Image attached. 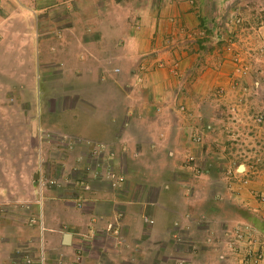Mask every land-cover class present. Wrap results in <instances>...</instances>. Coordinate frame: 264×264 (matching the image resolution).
Returning a JSON list of instances; mask_svg holds the SVG:
<instances>
[{
    "label": "crops",
    "instance_id": "1",
    "mask_svg": "<svg viewBox=\"0 0 264 264\" xmlns=\"http://www.w3.org/2000/svg\"><path fill=\"white\" fill-rule=\"evenodd\" d=\"M205 1L0 0V109L7 113L0 115V126L17 128L18 136L29 127L34 139L43 129L102 144L91 146L95 161L87 163L82 155L90 147L79 145L60 167L64 183L70 176L79 195L69 188L47 189L42 206L30 205L37 214L28 227L11 228L0 216V264H74L79 250H67L63 234H71L73 245L76 238L89 240L93 225L103 231L116 221L132 240L130 250H104L93 255L94 261L83 254L82 261L129 264L145 252L144 264H154L156 257L160 264H169L171 257L185 264H264V257L253 260L256 250L243 259L230 242L239 222L256 220L264 232V205L254 200L251 186L228 187L226 165L219 167L232 155L231 134L224 126L236 123L246 129L232 121L236 115L246 118L249 111L246 104L230 103L241 89L233 85L238 70L230 55H217L214 69L183 79L200 54L179 49L187 46L182 42L189 40V31L196 34L205 21L196 17L208 11L201 8ZM215 7L210 13L217 12ZM140 63L142 82L137 79ZM173 63L178 64L176 76L167 69ZM201 134L204 142L195 140ZM103 154L129 177L128 199L95 180L105 178L97 158ZM74 175L82 176L81 184V176ZM90 179L92 187L86 190ZM212 183L220 184L215 191ZM250 184L262 187L264 174ZM118 207L124 209L123 218L113 211ZM142 215L153 223L145 225ZM142 231L146 244L155 239L159 250H138ZM41 233L46 250H22L28 236L34 243ZM24 253L32 261H24Z\"/></svg>",
    "mask_w": 264,
    "mask_h": 264
},
{
    "label": "rangeland",
    "instance_id": "2",
    "mask_svg": "<svg viewBox=\"0 0 264 264\" xmlns=\"http://www.w3.org/2000/svg\"><path fill=\"white\" fill-rule=\"evenodd\" d=\"M214 6H216L217 12L212 14L210 12ZM201 8L203 10L208 9V11L196 17L201 22V18L205 19V21L199 26V29H196V34L193 31H189V40L187 39L185 42H182V44H186L187 46L179 49L180 53L181 51H188L190 53L195 51L200 54L193 66L187 70L183 79L191 81L200 71L204 72L208 71V69H214L217 55L222 57L223 55L231 56V60L234 63L233 68L234 70H238V75H236V79L233 81L238 84L233 85L239 86L241 89L240 93L236 94L235 100L230 103L237 104L238 106L246 104L249 111L246 118L236 115L235 119H232V121L238 122L246 129L236 123L234 127L229 129H226L224 126V131L231 134L228 142L232 145L230 152L234 156L230 155L227 163L223 159L219 167L222 168V166L226 165L225 171L229 179L228 187L233 183L235 186H239L238 188L242 185L249 189V186H251L249 190L254 200L264 205V185L256 188L250 184L251 180L258 176V174H264V0H207L202 4ZM174 44L171 45L172 48L178 45ZM194 44L198 46L200 52L197 51L196 46H193ZM143 69H145L144 64L140 63L137 71L139 82H142L143 79L141 73ZM167 69L173 76L179 73L178 64L173 63V65H168ZM241 76V83L240 81L237 82V78L239 79ZM213 101L218 102L217 100ZM180 109L184 110L185 108L184 106H180ZM230 111L235 114L238 112V107L231 105ZM0 115L2 117L3 115L7 116V113L0 109ZM221 115L223 119H226L225 113L221 112ZM2 117L0 116V120ZM213 117H215V114ZM39 134H41V137L34 139L30 128L27 127L25 136L23 133L18 136L17 128L0 126V216L6 218V222L11 228L17 224L28 227L29 223L36 222L35 214L37 213L33 212V206L30 205L34 202L42 206L41 197L45 192L47 193V189H55V187L59 189L69 188L70 192L71 189H74L78 194L80 189L72 183L70 176L67 175L69 182L64 183L63 178L65 176L60 173V167L65 168V161L68 156L79 145L90 147L88 148L89 154L86 151V155H82V157L85 156L87 163L92 162V160L95 161L96 151L91 146L102 145L94 144V142L86 141L83 138L71 137L58 131L50 132L42 129ZM201 135L198 138L196 137L195 140L204 142L205 137ZM218 148L221 152H228L227 148ZM97 158L104 165L99 167V169L105 174V178L95 180L105 182V188L106 186L109 188L111 186V191L114 193L124 196L127 193L129 194V177L125 174L123 168L119 169V171L116 170L112 163L113 159L105 154L103 156L97 155ZM190 160L192 161V158ZM106 165L107 169L105 168ZM239 165H243L245 170L240 171L238 169ZM85 170L88 172L89 168H85ZM74 176V179H76V177L81 175ZM77 179L79 184H81L82 176ZM244 179L247 180L246 183L242 181ZM85 181L87 182V184H84L85 189L90 190L93 183L92 180ZM218 185L217 183H212L213 191L218 188ZM233 192L235 191L233 190ZM138 193L143 194V191H139ZM217 196L220 197L221 192H217L215 197ZM128 197L125 196L123 198L128 199ZM83 198L84 196L81 194V200H78L79 203L82 202ZM122 207L113 208V211H117V218H123L124 216V209ZM41 208L38 207V212ZM98 210H100V207ZM256 210L253 211L255 216ZM262 211V216H264V209ZM142 216V221L145 225L153 223V219L150 216ZM37 217L40 221L41 213ZM93 218L95 217L93 216ZM90 220L94 222L92 217ZM254 221L255 223L252 221L239 222L233 228V234L228 232L232 234L230 239L232 243L231 250H236L238 254H243V259L252 257L254 250H256L257 254L258 252L261 253V257L258 259L264 257V232L257 227L256 220ZM116 222L117 224H107L103 231L97 230L95 225H93V235L89 240L86 238H76L73 245L72 242L71 244H64L67 245V250H79L77 253L79 256H77L74 264H88V261H82V258H79L83 257V254L86 259L90 258L89 261H94L93 255H101L104 250H130L133 244L129 242L132 240L125 238V233L121 231L118 221ZM38 226L41 230L44 229L42 221L38 222ZM113 227L114 232L112 231ZM60 229L61 231H65L64 225ZM142 233L144 232L142 231L138 237L140 240L137 242V246L141 247L138 250H159L155 247L157 245H154L155 239L154 243L146 244L147 238ZM35 239L36 241L31 243L28 236L25 239L24 249L22 250H32V248L34 250L47 249V247L46 249L44 248L45 239L43 233L37 235ZM187 242V244H190V241ZM191 248L197 250V245L193 244ZM142 253L144 254L138 258L139 262H135L138 261L137 259H132L129 264L146 263L148 261L147 255H145V252ZM27 255L30 256V253H24L22 255L23 259ZM156 260H159V263L156 264H160V258L156 257L154 261L156 262ZM98 261L96 259L95 262L98 263ZM56 264H61V262ZM169 264L185 263L176 260V257H171Z\"/></svg>",
    "mask_w": 264,
    "mask_h": 264
},
{
    "label": "water",
    "instance_id": "3",
    "mask_svg": "<svg viewBox=\"0 0 264 264\" xmlns=\"http://www.w3.org/2000/svg\"><path fill=\"white\" fill-rule=\"evenodd\" d=\"M243 165H239L238 169H242ZM71 240V234L70 233H64L62 237V243L63 244H69Z\"/></svg>",
    "mask_w": 264,
    "mask_h": 264
},
{
    "label": "built area",
    "instance_id": "4",
    "mask_svg": "<svg viewBox=\"0 0 264 264\" xmlns=\"http://www.w3.org/2000/svg\"><path fill=\"white\" fill-rule=\"evenodd\" d=\"M262 118V117H261ZM260 118V119H261ZM201 137V136H200ZM244 183H246L247 182V180H242ZM43 257V256H42ZM259 257H261V254L260 253H258V255H255V258L253 259L255 262L256 261H258L259 259ZM24 261H26V262H30V261H32V258H31V255L29 256V255H27L24 259H23Z\"/></svg>",
    "mask_w": 264,
    "mask_h": 264
},
{
    "label": "bare ground",
    "instance_id": "5",
    "mask_svg": "<svg viewBox=\"0 0 264 264\" xmlns=\"http://www.w3.org/2000/svg\"><path fill=\"white\" fill-rule=\"evenodd\" d=\"M242 170H245V167L244 166L242 167V169H240V171H242Z\"/></svg>",
    "mask_w": 264,
    "mask_h": 264
}]
</instances>
